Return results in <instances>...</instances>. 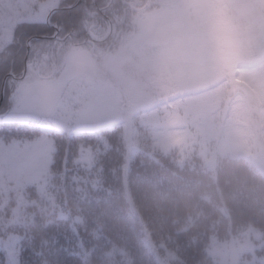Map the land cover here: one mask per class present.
I'll list each match as a JSON object with an SVG mask.
<instances>
[{
	"label": "rangeland",
	"instance_id": "obj_1",
	"mask_svg": "<svg viewBox=\"0 0 264 264\" xmlns=\"http://www.w3.org/2000/svg\"><path fill=\"white\" fill-rule=\"evenodd\" d=\"M96 1L77 5L74 41L34 42L26 77L7 82L0 106L4 264L19 262L15 232L34 226L38 214L31 206L42 212L56 203L54 177H60L69 201L78 195L71 191L81 190L92 201L93 190L105 188H98L101 179L93 174L98 144L88 135L116 122L127 134V167L142 149L151 155L172 153L180 163L207 168L222 155H246L264 170V27H257L264 25V0ZM71 2L0 0V100L18 47L24 53L15 69L20 73L27 35L48 31L46 24L51 30L42 35L52 36L59 16L60 36L66 35L72 23L63 25L65 14L59 10L48 17L58 5ZM32 127L87 135L78 142L84 145L76 149V166L66 167L71 153L67 147L64 154L59 151L58 133L34 135ZM10 134L17 137L9 139ZM59 157L64 170L50 173L52 160ZM67 183H75L77 190L67 185L68 192ZM146 240L159 264L180 263L176 248ZM180 246L187 264H210L208 258L212 264H264V234L252 226L223 241L213 238L208 258Z\"/></svg>",
	"mask_w": 264,
	"mask_h": 264
},
{
	"label": "trees",
	"instance_id": "obj_2",
	"mask_svg": "<svg viewBox=\"0 0 264 264\" xmlns=\"http://www.w3.org/2000/svg\"><path fill=\"white\" fill-rule=\"evenodd\" d=\"M72 1L73 4L77 0ZM89 3L92 5V1ZM79 11L75 7L57 14L64 13L63 25L72 23L70 30L76 31L75 12L78 16ZM61 17L55 19L60 26ZM45 26L48 31L33 30L27 37L49 33L50 27ZM22 49L18 47L13 59L14 69L23 60ZM12 126L20 129L17 124ZM123 127L116 122L109 129L88 135L98 144L97 171L93 174L101 179L98 188L105 187L93 190L92 201L75 188V183H67L65 187L69 185L71 190H77L71 193L78 194L70 195L69 201L60 177H54L57 188L52 200L56 203H48L47 211L42 212L31 206L30 211L38 214L34 226L25 225L15 232L20 237L18 264H159L147 245V237L164 249L176 248L174 253L182 261L179 264H187L186 252L180 245L187 247L188 252L196 250L208 258V247L214 237L223 241L250 226L264 234V170L249 157L222 155L213 168H207L199 167L198 163L193 166L180 163L172 153L160 151L151 155L138 149L127 167V134ZM32 128L34 135L53 136L59 132ZM27 133L21 136H33ZM57 135L61 148L67 147L71 153L66 167L73 168L76 149L84 145L78 142L87 135L82 134L83 138L68 133ZM16 137L9 135V139ZM63 149H59L62 154L67 150ZM64 166L59 157L52 160L49 172H62ZM5 260V252L0 249V264ZM208 261L212 264L209 258Z\"/></svg>",
	"mask_w": 264,
	"mask_h": 264
},
{
	"label": "water",
	"instance_id": "obj_3",
	"mask_svg": "<svg viewBox=\"0 0 264 264\" xmlns=\"http://www.w3.org/2000/svg\"><path fill=\"white\" fill-rule=\"evenodd\" d=\"M84 0H78L76 5L77 6L78 4H80L81 2H83ZM73 8V5H68V6H63V7H60V6H57L49 15L48 17V21L50 20V17L52 15V13H54L55 11H59L60 9H72ZM55 29H56V32L55 34H53L52 36L51 35H34L32 37H30V39L28 40V52H27V56H26V65H25V69L23 71V76L26 74L27 72V69H28V56H29V52H30V49H31V46H32V41L34 39H38V40H41V39H45V38H51V39H56V38H59V33H60V29H59V26L57 24L54 25ZM14 72L13 70H11L4 78V82H3V85H2V95H1V100H0V106L4 100V97H5V92H6V86H7V81L9 79V77L11 76H14Z\"/></svg>",
	"mask_w": 264,
	"mask_h": 264
},
{
	"label": "flooded vegetation",
	"instance_id": "obj_4",
	"mask_svg": "<svg viewBox=\"0 0 264 264\" xmlns=\"http://www.w3.org/2000/svg\"><path fill=\"white\" fill-rule=\"evenodd\" d=\"M109 7V6H108ZM70 34V36H68L67 38L68 39H71V40H73L74 41V34H73V31L71 30V31H69V32H67V34L66 35H69ZM66 35H64V36H66ZM88 36V35H87ZM89 38V37H88Z\"/></svg>",
	"mask_w": 264,
	"mask_h": 264
},
{
	"label": "bare ground",
	"instance_id": "obj_5",
	"mask_svg": "<svg viewBox=\"0 0 264 264\" xmlns=\"http://www.w3.org/2000/svg\"><path fill=\"white\" fill-rule=\"evenodd\" d=\"M3 82H4V80H3ZM3 84V83H2ZM215 238V237H214ZM216 238H218V237H216Z\"/></svg>",
	"mask_w": 264,
	"mask_h": 264
}]
</instances>
